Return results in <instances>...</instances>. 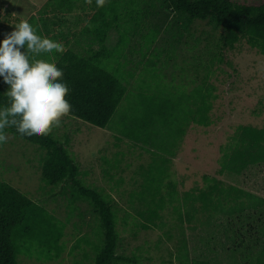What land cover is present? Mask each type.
<instances>
[{"label":"rangeland","instance_id":"rangeland-1","mask_svg":"<svg viewBox=\"0 0 264 264\" xmlns=\"http://www.w3.org/2000/svg\"><path fill=\"white\" fill-rule=\"evenodd\" d=\"M47 1L0 0V8L8 13L1 21L5 28L0 40L14 30L18 24L15 21L17 17L28 20L38 14ZM81 11L78 9L68 14V22ZM168 12L171 10H165V15ZM6 19L11 21L7 22ZM157 23L158 18H154L148 24ZM178 27L162 33L154 50L149 51V36L156 33L157 27L145 29L142 24L130 26L121 40L118 55L108 60L107 68L120 74L128 86L127 95L109 123V130L115 133L112 138L103 136L101 127L69 114L51 132L64 141L68 139L65 136L75 134V138L68 140L77 141V148L66 144L81 169L83 167L79 162H82V157H94L97 162L93 163L96 166L95 174L92 177L83 175V182L98 189L106 200L113 203L117 214L116 229L120 235L118 253L137 257L134 263L120 264H189L183 246V240L188 239L190 247L197 245L192 254L198 259L216 261L217 264H254L264 241V209L260 212L251 211L255 214L247 219L253 225L251 231L245 232V237L235 243L228 239L222 241L223 245L219 248L225 247V251L223 255H218L203 253L200 248L203 244L200 245L201 242L194 239L191 230L193 223L206 222L211 217L210 212L201 210V203L196 204L199 211H191L197 217L190 223L185 219L190 206L187 209L184 200L189 195L186 192L192 191L190 195L195 196L194 190L207 188V176L219 180L223 186L236 185L264 199V164L250 166L239 175L221 173L219 170L223 150L239 124L264 127V55L250 48L246 41L226 52L225 63L218 64L217 72L210 78L217 94L212 100L210 111L214 121L212 124L184 120L188 113L175 114L173 127L162 122L161 118L156 123L152 121V114L147 111L142 114L143 106L137 98V90L143 88L146 90L143 92L152 95L153 99L157 94L174 99L173 102L184 90L182 102L187 104L193 101L191 93L194 86L201 85L203 75L208 73L206 68L210 53L207 45L213 39L210 37L209 41L210 35L204 31L210 28L203 23L194 32L195 38L188 39L189 46L181 45L175 49L172 46L173 35L179 34ZM197 38H201V41L194 47ZM117 41L118 33L112 31L108 45L114 46ZM70 47L81 50V46L73 42ZM123 49L128 52L124 57ZM181 127L185 133L179 138L178 130ZM172 130L170 135L169 131ZM5 134L7 143L0 145V181L10 183L38 202L46 209L49 221L58 226L53 243L41 245L42 248L33 243L31 250L25 249L19 256V264H94L96 246L102 244L103 238L100 219L90 204L87 201H73L69 193H63L61 186L50 185L42 179V163L46 155L43 148L10 132ZM168 134L175 143L178 140L175 155L167 149L173 142L172 138L167 137ZM165 165L169 169L171 166V179L167 181L176 182L175 188L167 185V181L162 184L163 181H159L158 177L155 180L145 179L148 173L160 175ZM100 167L106 170L107 177L106 174L102 177ZM176 206L180 211L176 210ZM62 228L65 229L64 235ZM198 232L203 234L202 230ZM60 234L62 238L58 240ZM83 235L87 242L79 241L81 245L74 250L77 239Z\"/></svg>","mask_w":264,"mask_h":264},{"label":"trees","instance_id":"trees-1","mask_svg":"<svg viewBox=\"0 0 264 264\" xmlns=\"http://www.w3.org/2000/svg\"><path fill=\"white\" fill-rule=\"evenodd\" d=\"M78 9L82 10L81 14L68 22L66 16ZM168 9L171 12L165 15V10ZM7 14L0 8V36L5 28L1 21ZM154 18H158V23L148 24ZM21 20L23 19L18 17L15 19L17 23ZM6 21L10 22L11 19ZM27 21L37 30L39 36L62 43L65 47L63 55L53 51L41 54L37 58L55 63L58 69L63 71V79L71 88L70 95L66 97L72 105L69 115L101 128L109 126L113 115L128 93L126 81L120 74L109 70L106 65L108 60L118 55L121 40L130 26L137 27L142 24L145 29L157 27L156 33L149 36V51L154 50L158 37L169 32L171 28L176 29L179 26V34L173 35L175 38L172 46L175 49L181 45L189 46L188 39L195 38L194 32L203 23L210 28L209 31H204L210 35L209 41L210 37L213 39L207 45L210 53L206 68L208 73L206 76L203 75L201 85L194 86L191 93L193 101L187 104L182 102L185 97L184 90L174 102V99L163 98L157 94L153 99L147 92L146 94L143 92V88H140L142 92L137 95L143 106L142 114L147 111L153 117L147 118H152L156 123L161 118L162 122L171 127L175 124V114L188 113L184 120L205 125L214 122L210 111L212 100L217 94L210 78L217 72L218 64L225 63L227 51L246 41L250 48L264 55V2L255 4L234 0H105L104 6L97 7L96 0L90 2L48 0L38 14L31 16ZM112 31L118 33V41L114 46H109L108 40ZM79 34L82 37L87 36L86 38L90 40L86 55L70 47ZM2 41L3 39L0 43ZM200 41L201 38H197L193 46L197 47ZM95 45L99 47L95 49ZM8 89L9 86L6 87L3 77H0V109L9 103V98L4 95ZM152 105L154 108L150 107ZM140 125L141 123L138 125L139 129ZM4 131L36 144L46 151L41 170L42 179L46 183L61 186L63 193H69L75 202L81 200L90 204L94 214L100 219L103 238L102 244L96 246L94 264L137 261L136 256L129 257L118 253L120 235L116 229L117 214L112 201L106 200L98 189L84 184L75 158L60 138L53 132L44 137L37 135L22 137L15 127L6 128ZM178 132L179 138H182L185 130L181 127ZM172 133L173 130L169 131L170 135ZM169 134L167 137L170 139L172 137ZM169 145L167 149L175 153L178 140L176 143L173 140ZM223 151L219 169L221 173L239 175L250 166L264 164V127L239 124ZM206 179L209 185L207 188L194 190L195 196L190 195L192 191L186 192L189 195L185 197L184 204L187 209L190 206V209L186 211L185 219L192 223L197 217L195 212L199 211L196 204L201 203V210H208L211 219L208 218L203 223H193L191 230L194 239L201 242L200 245L203 244L200 247L203 253L223 255L225 247L221 248L223 251L219 248L223 245L222 241L228 239L235 243L245 237L244 233L253 228L247 220L255 215L251 211L263 210L264 199L236 185L223 186L214 177L207 176ZM175 208L180 211L179 207ZM192 210L195 212L191 213ZM221 216L224 219L220 220ZM57 227L55 223L49 221L46 209L38 202L10 183L0 181V264H19V256L25 249L31 250L33 243L40 248L43 247L41 245L53 243L56 240ZM198 230H202L203 234L200 235ZM64 231L62 228V235ZM62 235L60 234L58 240ZM79 241L87 242L85 235L77 239L74 250L81 245ZM183 246L189 264H217L216 261L201 260L194 256L192 251L196 250L197 245L194 248L190 247L189 239L183 240ZM254 264H264V241Z\"/></svg>","mask_w":264,"mask_h":264},{"label":"clouds","instance_id":"clouds-1","mask_svg":"<svg viewBox=\"0 0 264 264\" xmlns=\"http://www.w3.org/2000/svg\"><path fill=\"white\" fill-rule=\"evenodd\" d=\"M96 5L104 6L105 0H96ZM53 51L63 55L65 47L39 36L27 20H21L0 43V77L9 86L4 94L9 103L0 109V145L7 143L6 128L15 127L22 137H44L71 112L66 99L71 88L63 71L37 58Z\"/></svg>","mask_w":264,"mask_h":264},{"label":"crops","instance_id":"crops-1","mask_svg":"<svg viewBox=\"0 0 264 264\" xmlns=\"http://www.w3.org/2000/svg\"><path fill=\"white\" fill-rule=\"evenodd\" d=\"M89 41L90 40L88 38L82 37V35L79 34L78 37L73 41V43L74 44H79L81 46V50H83V51H81V50L80 51L79 50H76V51L79 52V53H81V54H84V55L88 54L87 50H88V43H89ZM94 48L97 49L98 47L96 48V45H95ZM126 52H127V50L123 53V57H124V55H126ZM127 55H128V52H127ZM127 60H128V58H127ZM136 76L137 75H134V77H136ZM140 92H142V90H137V94H140ZM148 96H152V95H148ZM83 127L89 128L88 125H84ZM102 129H103L102 130L103 136H105L107 138H112L115 135V133H113L112 131L109 130L110 129L109 126L108 127H105V128H102ZM85 130L88 131V129H85ZM72 137L75 138V134L73 136H71V137L65 136V138H68L69 140H72ZM68 139L65 140V141L62 140L63 142H65L66 147L68 148V146L66 144V143H68V144L73 145V147H76L77 148V141L74 142V140H73L72 142H70ZM175 154H177L176 150H175L174 155ZM93 158L94 157H82V162H79V163L81 164V166L83 167V169H81V167L77 163L78 166H79V168H80V175H81V179L82 180H84V176L83 175H85V176L86 175H89L90 177H92V175L95 174V167L96 166H94L93 163H97V162ZM170 161H171V159H170ZM169 167H170V169L167 167V165H165V167L162 166V168H161L162 169V173L160 175L159 174L158 175H155V174H149L148 173L146 175V178L145 179L155 180L158 177V178H160L159 181H163L162 184H164V181H167V180H170L171 179V175H172L171 174V171H170L171 170V166H169ZM100 170H101V173H102V177L105 176V174H106L105 171L106 170L104 168H102V167H100ZM107 176L108 175L106 174L105 177H107ZM158 184H161V182L158 183ZM167 185L176 186V182H174V181H167Z\"/></svg>","mask_w":264,"mask_h":264}]
</instances>
